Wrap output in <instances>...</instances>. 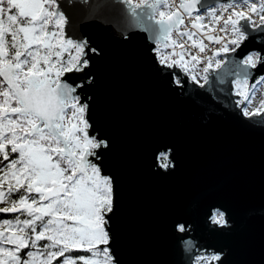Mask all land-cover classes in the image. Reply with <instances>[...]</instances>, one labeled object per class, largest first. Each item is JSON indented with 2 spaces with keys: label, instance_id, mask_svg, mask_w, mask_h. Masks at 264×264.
Here are the masks:
<instances>
[{
  "label": "snow or ice",
  "instance_id": "6c2138e0",
  "mask_svg": "<svg viewBox=\"0 0 264 264\" xmlns=\"http://www.w3.org/2000/svg\"><path fill=\"white\" fill-rule=\"evenodd\" d=\"M201 2L0 0V214H13L0 218V264H124L119 194L106 174L115 146L97 127L87 95L105 48L84 26L66 29L69 18L121 23L122 3L132 26L152 34L155 46L143 55L173 92L215 79L230 84L244 116L252 114L243 104L264 83V0ZM173 152L165 142L153 149L159 174L175 169ZM211 221L229 223L222 211ZM174 227L187 236L186 221ZM183 248L188 259L181 264H228L224 247L187 240Z\"/></svg>",
  "mask_w": 264,
  "mask_h": 264
},
{
  "label": "water",
  "instance_id": "95a60500",
  "mask_svg": "<svg viewBox=\"0 0 264 264\" xmlns=\"http://www.w3.org/2000/svg\"><path fill=\"white\" fill-rule=\"evenodd\" d=\"M208 4L212 0H202L201 7ZM119 9L121 23L89 22L78 13L65 28L84 26L105 48L87 95L95 101L97 127L115 146L106 174L119 194L121 259L181 264L188 259L183 242L191 240L224 247L228 264H264V112L244 116L230 84L215 79L203 87L189 81L173 92L175 86L159 79L143 55L155 46L152 34L132 26L125 5ZM122 32L128 33L126 43L120 42ZM161 142L174 149L175 169L167 175L152 166L153 149ZM216 211L226 214L227 225H212ZM181 221L187 222V236L174 227Z\"/></svg>",
  "mask_w": 264,
  "mask_h": 264
},
{
  "label": "rangeland",
  "instance_id": "374dc122",
  "mask_svg": "<svg viewBox=\"0 0 264 264\" xmlns=\"http://www.w3.org/2000/svg\"><path fill=\"white\" fill-rule=\"evenodd\" d=\"M249 98L251 100V103H245L243 107H247L249 112L252 113L251 115L264 112L261 111V109H264V104L261 103V101H264V83H260L256 85L255 93L251 95ZM254 109L255 111H253Z\"/></svg>",
  "mask_w": 264,
  "mask_h": 264
},
{
  "label": "built area",
  "instance_id": "2783aa9c",
  "mask_svg": "<svg viewBox=\"0 0 264 264\" xmlns=\"http://www.w3.org/2000/svg\"><path fill=\"white\" fill-rule=\"evenodd\" d=\"M136 2H138V0H136ZM174 2H175L176 4H178V3H179V0H174ZM204 23L207 24V20H205ZM181 28H183V26H181ZM172 38H173V39H177L178 43L181 42V39H182L183 41H185V42H186V39H187L186 37H184V38H178V37L176 36L175 32L173 33ZM189 47H190V44H189Z\"/></svg>",
  "mask_w": 264,
  "mask_h": 264
},
{
  "label": "trees",
  "instance_id": "16d2710c",
  "mask_svg": "<svg viewBox=\"0 0 264 264\" xmlns=\"http://www.w3.org/2000/svg\"><path fill=\"white\" fill-rule=\"evenodd\" d=\"M13 214H0V218H10Z\"/></svg>",
  "mask_w": 264,
  "mask_h": 264
}]
</instances>
